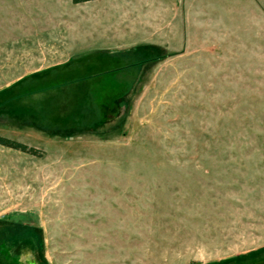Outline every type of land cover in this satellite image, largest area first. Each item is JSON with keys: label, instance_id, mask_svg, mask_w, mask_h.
<instances>
[{"label": "rangeland", "instance_id": "1", "mask_svg": "<svg viewBox=\"0 0 264 264\" xmlns=\"http://www.w3.org/2000/svg\"><path fill=\"white\" fill-rule=\"evenodd\" d=\"M110 5L0 0V264H264V0Z\"/></svg>", "mask_w": 264, "mask_h": 264}, {"label": "crops", "instance_id": "2", "mask_svg": "<svg viewBox=\"0 0 264 264\" xmlns=\"http://www.w3.org/2000/svg\"><path fill=\"white\" fill-rule=\"evenodd\" d=\"M69 1V3H71V5L72 6H74V7H77V6H82L83 4H88V3H94V2H96V1H100V0H91V1H86V2H82V3H73V1L72 0H68ZM102 1V0H101ZM129 1L130 0H110V6L109 7H107V6H104L102 9H100L99 10V13H97V14H93V13H89V17H92V18H90V19H95V20H97V17L99 16V15H107V19L108 20H113V15L114 14H117L114 10H117V11H119V10H121V9H119V8H116L115 6L116 5H125V4H129ZM131 2H132V0H131ZM116 8V9H115ZM113 44H104V45H102V47H98L97 49H100V48H108V50H118V49H120V50H123V49H121V47L120 48H114L113 46H112ZM118 45V44H117ZM135 46V45H134ZM119 50V51H120ZM76 58V55L74 56H70L67 60H65V61H70V62H68V63H71V61H73L74 59ZM64 61V62H65ZM60 65H57V66H52V67H59ZM64 66V65H63ZM49 68V67H48Z\"/></svg>", "mask_w": 264, "mask_h": 264}, {"label": "trees", "instance_id": "3", "mask_svg": "<svg viewBox=\"0 0 264 264\" xmlns=\"http://www.w3.org/2000/svg\"><path fill=\"white\" fill-rule=\"evenodd\" d=\"M73 3H82V2H86V1H91V0H72ZM0 145L12 148V149H17V150H21L24 152H28V153H32V154H36L37 151L34 148H29L27 145L18 142L14 139L8 138V137H4L0 135Z\"/></svg>", "mask_w": 264, "mask_h": 264}]
</instances>
